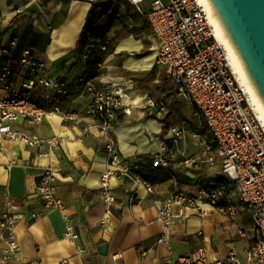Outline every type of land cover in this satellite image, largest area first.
Listing matches in <instances>:
<instances>
[{
	"label": "crops",
	"instance_id": "obj_1",
	"mask_svg": "<svg viewBox=\"0 0 264 264\" xmlns=\"http://www.w3.org/2000/svg\"><path fill=\"white\" fill-rule=\"evenodd\" d=\"M33 4L39 12L30 10ZM90 8L91 2L85 0H0L2 43L8 46L11 40L18 42L12 50V59L0 57V68L8 65L11 69L8 80L0 78V98L10 95L9 87L20 89L30 78L29 70L20 61L22 51L30 48L37 60L46 63L49 78H60L67 84V94L60 96L56 104L79 113L75 121L52 115L40 122L21 119L14 124L15 128L37 133L44 139L59 136V145L54 148L46 143L30 146L5 141L0 144V215L8 209V200L13 210L23 215L15 229L19 249L8 259L5 254L9 246L0 228V264L33 261L40 264H168L169 260L190 254L200 246L206 248L211 261L225 258L235 249L243 264H254L248 259V250L257 232L254 228L247 233L244 228V221L252 222L246 210L231 221L214 205L202 201L199 208L185 209V217L173 226L169 243L159 242L162 225L157 219L158 203L170 196L174 182L184 192L198 195L211 183L225 180V176L213 138L208 140L213 145L211 151L199 150L192 137L188 138L191 144L182 146L188 156L199 151L204 159L213 156V163L203 161L191 166L176 155L168 169L152 165V157L167 134L163 122L152 114L155 102L147 94L124 101L112 122V131L123 157L140 165L154 192L149 193L140 186L138 200L131 205L127 194L131 185L113 178L117 202L112 208L111 224L102 227L105 210L98 189L109 159L98 120L83 111L93 99L94 88H111L116 82L115 77L102 73L104 61L100 68L81 59L91 44L84 39L78 45ZM133 31L143 33L142 28L135 27ZM119 44L120 41L114 43L115 50L107 55L106 62L114 61L113 67L132 75L135 71L125 69L130 68L126 62L132 57L122 59L123 51L117 49ZM80 77L91 81L92 87L81 83ZM49 94L50 90L43 85L34 91L42 104ZM88 127L90 131L86 132ZM201 131L207 134V130ZM45 152L49 155H43ZM49 167L55 170L56 191L66 205L63 213L46 209L37 191ZM33 212L39 215L33 218ZM63 214L71 219L79 235L76 240L65 237ZM240 230L246 231L245 237L240 235ZM101 245H107L106 253Z\"/></svg>",
	"mask_w": 264,
	"mask_h": 264
},
{
	"label": "built area",
	"instance_id": "obj_2",
	"mask_svg": "<svg viewBox=\"0 0 264 264\" xmlns=\"http://www.w3.org/2000/svg\"><path fill=\"white\" fill-rule=\"evenodd\" d=\"M142 16H146L149 28L155 38L156 62L166 72L167 78L178 96L192 103L196 115L204 119L207 129L215 143V150L222 162L225 180L211 183L198 195L184 192L174 182L170 196L158 203L157 219L162 225L159 238L161 243H169L173 226L177 220L185 217L187 207H200L206 201L214 205L227 219L234 221L240 211L250 213L257 237L248 250V259L254 264H264V120L253 103L247 84L240 78L233 65L229 49L216 35L212 16L202 0H125ZM0 18V26H1ZM105 50L106 45L97 40ZM18 42L11 40L3 45L0 37V57L13 58L12 50ZM88 63L89 54L81 55ZM20 61L30 72L22 88H10V95L0 98V144L21 142L30 146L48 144L51 148L59 145V136L49 139L37 133H29L15 128L21 119L40 122L45 117L60 115L64 121H75L79 113L63 109L57 105L59 97L67 94V84L60 78L47 76V65L34 57L33 51H22ZM98 66L103 67L99 62ZM11 69L8 65L0 68V78L8 80ZM80 82L92 87L91 81L80 77ZM43 85L50 90L46 103L42 104L34 96L37 86ZM134 86L130 83V87ZM128 88V87H127ZM124 86L114 88H94L93 99L84 109V114L94 117L99 122L101 136L104 139L108 167L102 174L98 194L104 206L102 227L111 224L112 208L117 202L112 179L125 180L131 188L128 190V203L133 205L138 200V188L144 186L149 193L154 187L144 178L138 163L129 161L121 154L118 141L112 131V122L117 118L120 107L129 97ZM159 107L166 110V105ZM127 112V109H125ZM86 132L90 128H86ZM168 138L162 142L160 149L152 157L154 167L168 169L172 158L179 155L187 165L198 166L203 161L213 163L215 158L204 159L199 151L188 156L181 143L188 137L195 140L199 150L211 151L213 145L199 129H190L183 121L172 126ZM43 155H49L45 152ZM56 173L51 167L46 168L42 176L38 194L48 210L64 212L66 205L56 191ZM8 209L0 215V228L8 243L5 258H10L19 249L16 226L23 218L12 208L8 200ZM39 213H31L35 218ZM66 224L65 237L78 238L69 216L63 214ZM242 237L245 230H240ZM82 251V250H81ZM23 264H40L37 261ZM168 264H243L239 253L231 249L227 256L214 261L209 260L206 248L197 247L190 254Z\"/></svg>",
	"mask_w": 264,
	"mask_h": 264
},
{
	"label": "rangeland",
	"instance_id": "obj_3",
	"mask_svg": "<svg viewBox=\"0 0 264 264\" xmlns=\"http://www.w3.org/2000/svg\"><path fill=\"white\" fill-rule=\"evenodd\" d=\"M97 1H101L103 4L107 2V0ZM141 24L145 27L143 33L141 31L135 33L133 31L134 28L139 27ZM95 27L105 33L110 45L114 46V43H119L120 41L117 49H122L124 53H129L131 55L129 57H132L126 62L130 68L125 69L135 71V73L126 75L124 71H120L119 68L116 69L112 66L114 61L106 62L110 46L108 50L103 51L90 44L88 51L104 61L102 73L106 76L115 77L114 81L116 84L111 88L124 86L129 95L126 99L144 96V91L136 86L133 83L134 81L131 82L130 77L139 76L146 79L148 72L153 70L152 78L145 82L148 87V93L146 94L148 99H152L155 102V109L152 110V114L163 122L166 131L165 134H167L166 138L169 137L168 131L172 126L179 125L185 121L190 129L207 130L206 137L209 141H212L211 133L205 126L204 119L196 115L195 107L192 103L177 95L174 87L167 78L165 69L157 64L155 60L157 52L155 38L149 28L146 16L138 14L128 1L112 0L111 12L105 18L98 21ZM129 40L132 41L130 42ZM138 73L140 74L138 75ZM130 83H133L134 86L130 87ZM161 103L166 105L165 111L159 107ZM187 144H191L190 139H187L186 142L183 141L181 146L186 147ZM243 226L247 233H251L254 230L253 223L249 220L244 221Z\"/></svg>",
	"mask_w": 264,
	"mask_h": 264
},
{
	"label": "water",
	"instance_id": "obj_4",
	"mask_svg": "<svg viewBox=\"0 0 264 264\" xmlns=\"http://www.w3.org/2000/svg\"><path fill=\"white\" fill-rule=\"evenodd\" d=\"M264 103V0H210ZM32 12H39L36 4ZM107 245H101L104 253Z\"/></svg>",
	"mask_w": 264,
	"mask_h": 264
},
{
	"label": "trees",
	"instance_id": "obj_5",
	"mask_svg": "<svg viewBox=\"0 0 264 264\" xmlns=\"http://www.w3.org/2000/svg\"><path fill=\"white\" fill-rule=\"evenodd\" d=\"M43 1L49 2L50 0H43ZM85 1L91 2V8H90L89 13L87 15L85 25L81 31L80 38L78 40V45H80L84 39H88V40H90L93 47H98L100 50H103L100 47L99 43L97 42V40L99 39L101 42H103L106 45L105 50H108V47L110 46L109 50H108V54H112L115 50L114 46L110 45L109 39L106 38L105 33L101 32L100 30H98L95 27L96 23L98 21L105 18L111 12L112 0H110V1L107 0V2L104 4L101 3V1H97V0H85ZM136 28H142L143 30L145 29L144 25L141 27H136ZM87 52L89 54L88 64L89 63H96L98 65L99 62H102L101 58L94 56L93 53H90L89 51H87ZM120 56L122 57V59H126L131 55L129 53L121 52ZM138 56H140V55H138ZM153 72H154L153 70L148 72L146 79L141 78L139 76H132V77H130L131 82L134 81L133 83H135L136 86L140 87L144 91V93L146 94V93H148V87H147L145 82H146V80H150L152 78ZM139 74L140 73H138V75Z\"/></svg>",
	"mask_w": 264,
	"mask_h": 264
},
{
	"label": "bare ground",
	"instance_id": "obj_6",
	"mask_svg": "<svg viewBox=\"0 0 264 264\" xmlns=\"http://www.w3.org/2000/svg\"><path fill=\"white\" fill-rule=\"evenodd\" d=\"M202 2L206 5L207 9L209 10L211 16H212V23L216 30V35L218 38L226 45V47L229 49L233 65L236 68L237 72L240 75V78L247 84L249 91L251 92L252 99L254 105L257 107L261 118L264 120V103L261 100L260 96L258 95L257 91L255 90L248 73L245 69V66L243 64V61L241 60L239 54L237 53L232 41L230 40L229 36L227 35L221 21L219 20V17L217 16L210 0H202ZM130 42L132 40H129Z\"/></svg>",
	"mask_w": 264,
	"mask_h": 264
}]
</instances>
